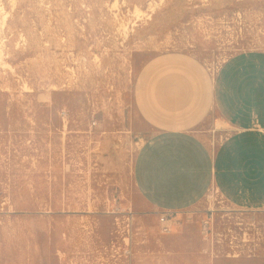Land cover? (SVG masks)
Instances as JSON below:
<instances>
[{
	"label": "rangeland",
	"instance_id": "374dc122",
	"mask_svg": "<svg viewBox=\"0 0 264 264\" xmlns=\"http://www.w3.org/2000/svg\"><path fill=\"white\" fill-rule=\"evenodd\" d=\"M249 50L264 0H0V264H264V210L212 188L163 234L134 177L141 69L182 54L213 80Z\"/></svg>",
	"mask_w": 264,
	"mask_h": 264
},
{
	"label": "crops",
	"instance_id": "0c3cea01",
	"mask_svg": "<svg viewBox=\"0 0 264 264\" xmlns=\"http://www.w3.org/2000/svg\"><path fill=\"white\" fill-rule=\"evenodd\" d=\"M134 106L152 130L134 164L144 205L179 214L214 188L235 208L264 210V50L232 55L213 80L186 55H159L136 79ZM212 112L228 130L215 148Z\"/></svg>",
	"mask_w": 264,
	"mask_h": 264
},
{
	"label": "built area",
	"instance_id": "2783aa9c",
	"mask_svg": "<svg viewBox=\"0 0 264 264\" xmlns=\"http://www.w3.org/2000/svg\"><path fill=\"white\" fill-rule=\"evenodd\" d=\"M161 219H162L161 220L162 233L163 234L170 233V231H171V229L173 227V224H175L174 215L171 214V213H163ZM209 224H210V222L208 221L206 223V226H205V229L207 230L206 231V234L207 235H208V229H207V227H208ZM230 244H232L233 246L232 245L230 246V248H231L232 251L229 252L228 257L239 258L240 255H241V253H240V251L238 249V246H235L234 245V242H230ZM213 250H214V246H213Z\"/></svg>",
	"mask_w": 264,
	"mask_h": 264
},
{
	"label": "bare ground",
	"instance_id": "6f19581e",
	"mask_svg": "<svg viewBox=\"0 0 264 264\" xmlns=\"http://www.w3.org/2000/svg\"><path fill=\"white\" fill-rule=\"evenodd\" d=\"M153 3H154V2H153ZM150 5H151V4H150ZM151 9L154 10V5L151 6ZM136 13H137L138 16H140L141 11H140L139 9H137V10H136ZM120 24H121V23H120ZM120 26H121V25H120ZM125 26H126V25H125ZM122 27H123V26H122ZM122 29H123V28H122ZM123 30H124V29H123ZM126 32H127V31H126ZM126 32H125V33H126ZM0 55H1V52H0ZM225 125H226V124L223 123V122H218L217 125H216V126H217V130H221V129H222L221 127H222V126H225ZM214 131H215V130H214ZM233 131H234V130H233ZM214 133H215V132H214ZM98 138H99V137H98ZM129 147H131V146H129ZM213 148H214V147H213Z\"/></svg>",
	"mask_w": 264,
	"mask_h": 264
}]
</instances>
